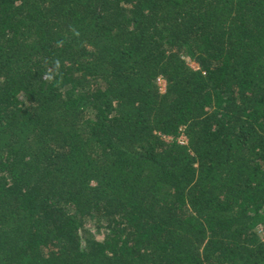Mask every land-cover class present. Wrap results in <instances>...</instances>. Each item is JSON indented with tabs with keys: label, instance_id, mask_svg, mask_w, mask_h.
Returning <instances> with one entry per match:
<instances>
[{
	"label": "trees",
	"instance_id": "trees-1",
	"mask_svg": "<svg viewBox=\"0 0 264 264\" xmlns=\"http://www.w3.org/2000/svg\"><path fill=\"white\" fill-rule=\"evenodd\" d=\"M0 264H264V0H0Z\"/></svg>",
	"mask_w": 264,
	"mask_h": 264
},
{
	"label": "rangeland",
	"instance_id": "rangeland-1",
	"mask_svg": "<svg viewBox=\"0 0 264 264\" xmlns=\"http://www.w3.org/2000/svg\"><path fill=\"white\" fill-rule=\"evenodd\" d=\"M188 63L191 67L197 68V65L194 62L188 61ZM158 84L160 86V89H163L164 82L162 79L158 80Z\"/></svg>",
	"mask_w": 264,
	"mask_h": 264
},
{
	"label": "built area",
	"instance_id": "built-area-1",
	"mask_svg": "<svg viewBox=\"0 0 264 264\" xmlns=\"http://www.w3.org/2000/svg\"><path fill=\"white\" fill-rule=\"evenodd\" d=\"M177 140H179L181 143H183L184 140H185V138H184V136L179 135V136L177 137Z\"/></svg>",
	"mask_w": 264,
	"mask_h": 264
}]
</instances>
